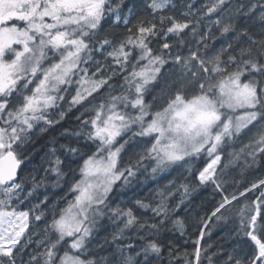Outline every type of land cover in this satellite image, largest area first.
<instances>
[{
    "label": "snow or ice",
    "instance_id": "1",
    "mask_svg": "<svg viewBox=\"0 0 264 264\" xmlns=\"http://www.w3.org/2000/svg\"><path fill=\"white\" fill-rule=\"evenodd\" d=\"M0 264H264V0H0Z\"/></svg>",
    "mask_w": 264,
    "mask_h": 264
},
{
    "label": "trees",
    "instance_id": "2",
    "mask_svg": "<svg viewBox=\"0 0 264 264\" xmlns=\"http://www.w3.org/2000/svg\"><path fill=\"white\" fill-rule=\"evenodd\" d=\"M66 104L63 105V107H67L65 106ZM68 122L64 125L65 127H73L74 126V117L69 114V117L67 118ZM37 147H39V145H37ZM241 173V169L240 168H236V170L234 172H231L230 175L234 176L236 178V180L238 181V183L235 185V188H238L239 190H243V185L245 183H247L250 180L256 179V176L245 173L243 175L240 174ZM234 190V189H230ZM211 190L209 189L207 192L202 193L200 196L197 197V199L195 200L193 207L195 208L196 211H200L201 214H203V210L205 208H208L211 206V202H212V196L210 195ZM217 199H219V197H216Z\"/></svg>",
    "mask_w": 264,
    "mask_h": 264
},
{
    "label": "rangeland",
    "instance_id": "3",
    "mask_svg": "<svg viewBox=\"0 0 264 264\" xmlns=\"http://www.w3.org/2000/svg\"><path fill=\"white\" fill-rule=\"evenodd\" d=\"M70 98H71V96H70V95H69V96H67V97H66V101H67V100H69ZM65 104H66L65 106H67V103H66V102H65Z\"/></svg>",
    "mask_w": 264,
    "mask_h": 264
}]
</instances>
